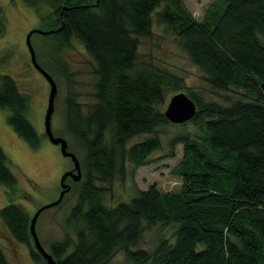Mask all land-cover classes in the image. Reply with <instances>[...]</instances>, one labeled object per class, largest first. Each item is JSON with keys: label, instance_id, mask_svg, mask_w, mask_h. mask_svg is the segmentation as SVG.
Returning a JSON list of instances; mask_svg holds the SVG:
<instances>
[{"label": "trees", "instance_id": "obj_1", "mask_svg": "<svg viewBox=\"0 0 264 264\" xmlns=\"http://www.w3.org/2000/svg\"><path fill=\"white\" fill-rule=\"evenodd\" d=\"M23 2L52 31L46 35L56 39L59 52L75 41L82 45L98 77L85 111L68 66L53 62L69 79L63 130L82 151L83 172L78 184L71 182L77 184V200L66 224L75 227V235L49 243L57 263L112 264L122 252L130 264H264V0H221L222 7L212 5L203 20L184 0ZM161 27L174 35L209 87L235 98L221 103L189 94L198 106L191 123L201 135L178 124L182 130L169 139L171 150L184 147L175 170L183 180L179 192L151 185L107 204L99 184L127 173L133 177L163 147L161 130L173 124L164 107L170 83L182 79L141 52V39L162 36ZM5 31L0 4V33ZM30 106V95L15 78L0 73V110H9V124L38 148L41 136L28 118ZM8 164L0 144V184L15 188L17 177ZM30 217L15 203L0 210L13 239L29 248L34 262L46 264L33 244ZM169 226L176 227L174 242L139 247L147 230ZM0 264H10L1 245Z\"/></svg>", "mask_w": 264, "mask_h": 264}, {"label": "rangeland", "instance_id": "obj_2", "mask_svg": "<svg viewBox=\"0 0 264 264\" xmlns=\"http://www.w3.org/2000/svg\"><path fill=\"white\" fill-rule=\"evenodd\" d=\"M0 4L6 19V31L3 34L0 33V73L12 75L20 89L30 95L31 106L28 118L41 136L40 147L32 148L9 124V110H0V144L9 158L8 166L18 181L15 188H7L0 184V210L11 203L19 204L30 213L32 219L39 208L59 198L63 190L61 177L66 171L73 169L74 163L71 158L64 157L60 146L52 144L45 134L44 118L48 107L50 84L32 64L27 44V35L30 31L35 29L48 31L49 27L38 16L36 10L27 6L23 0H0ZM184 4L198 20H203L210 14L212 5L218 9L222 7L221 0H184ZM159 32L162 36L141 39V52L146 53L143 55L146 60L171 70L182 79V81L170 83L171 90L164 111L167 109L170 98L181 91L188 96L194 93L202 100H214L221 103H227L229 96L235 98L234 93L217 91L209 87L202 79L201 69L194 65L178 47L174 35L165 32L162 27L159 28ZM31 40L38 62L50 74L56 75L58 94L52 119L53 132L56 136L65 137L69 143V150L80 156L82 151L76 147V144H72L73 147L70 145L72 141L63 130V113L69 93V79L59 69H55L53 62L57 61L61 66H68L69 72L72 73L71 79L78 101L85 111L95 98L98 82L94 72L95 63L77 41L71 49L59 52L56 49L58 42L52 35L35 32ZM181 124H185L187 129L201 135L191 120ZM180 130L182 127L178 124L166 125L161 130L163 147L155 151L150 156V162L139 167L133 177L127 173L124 179L117 176L111 183L99 184L105 187L104 201L107 204H116L133 195L135 188L146 190L151 185H156L165 193L179 192L183 186V180L175 170L182 161L184 147L182 144H177L171 150L169 139ZM141 138L142 136L134 138L130 144ZM128 169L131 170L130 167ZM72 181L74 179L70 176L66 179L65 183L70 185L71 189L65 193L62 201L56 206L45 209L38 217L36 230L47 251L51 241L61 240L66 234L75 235V227L66 224L67 216L77 200L75 187L79 181H74L77 184L73 183V187ZM175 231V226L147 230L139 247L153 250L162 239L172 243L175 240ZM0 245L10 264H40L33 261L30 250L25 244L13 239L1 218ZM112 264L130 263L120 252L113 259Z\"/></svg>", "mask_w": 264, "mask_h": 264}, {"label": "water", "instance_id": "obj_3", "mask_svg": "<svg viewBox=\"0 0 264 264\" xmlns=\"http://www.w3.org/2000/svg\"><path fill=\"white\" fill-rule=\"evenodd\" d=\"M35 32L46 35L52 33V31L35 29L30 31L29 34L27 35V44L29 47L32 64L46 78V80L50 84L48 107L46 109V114L44 118L45 134L52 144L60 146L62 155L64 157L71 158V160L74 163L73 169L66 171L61 177V186L63 187V190L61 191L59 198L56 201H53L39 208L33 215L30 224V232L32 235L33 243L37 251L46 260V264H58L56 259L52 256V254L49 253V251H47L42 245L36 230V223L42 211H44L47 208L58 205L62 201L65 193L71 189V186L65 183L66 179L70 176L74 179V181H79L82 178L83 172H82L81 161L78 155L75 152L69 150L68 140L62 136H56L53 132L52 119H53V113L55 111V99L58 94V84L55 78L37 60L36 51L31 40L32 35ZM197 110H198L197 103L185 92L181 91L174 94L170 98V101L167 105V109L165 110L164 115L171 123L181 124L188 122L189 120H192L196 116Z\"/></svg>", "mask_w": 264, "mask_h": 264}]
</instances>
